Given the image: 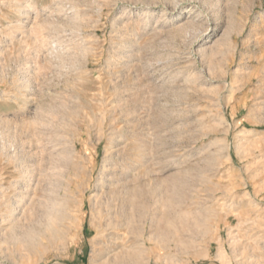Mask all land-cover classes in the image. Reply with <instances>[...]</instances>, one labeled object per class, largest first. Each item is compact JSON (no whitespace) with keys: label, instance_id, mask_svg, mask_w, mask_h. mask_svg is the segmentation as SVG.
Instances as JSON below:
<instances>
[{"label":"rangeland","instance_id":"374dc122","mask_svg":"<svg viewBox=\"0 0 264 264\" xmlns=\"http://www.w3.org/2000/svg\"><path fill=\"white\" fill-rule=\"evenodd\" d=\"M0 264H264V0H0Z\"/></svg>","mask_w":264,"mask_h":264},{"label":"bare ground","instance_id":"6f19581e","mask_svg":"<svg viewBox=\"0 0 264 264\" xmlns=\"http://www.w3.org/2000/svg\"><path fill=\"white\" fill-rule=\"evenodd\" d=\"M240 136H242L243 137V134L242 135H240ZM245 139V138H244ZM198 226V225H197ZM199 227V226H198ZM56 236V235H55Z\"/></svg>","mask_w":264,"mask_h":264}]
</instances>
